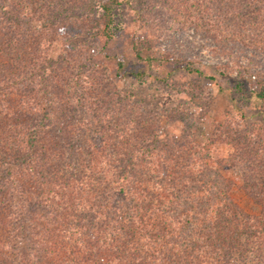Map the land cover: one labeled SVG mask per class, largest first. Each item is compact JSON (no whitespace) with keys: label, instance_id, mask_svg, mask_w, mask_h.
Here are the masks:
<instances>
[{"label":"trees","instance_id":"1","mask_svg":"<svg viewBox=\"0 0 264 264\" xmlns=\"http://www.w3.org/2000/svg\"><path fill=\"white\" fill-rule=\"evenodd\" d=\"M184 1L194 7L186 19L194 24L197 14L213 50L230 52L226 43L237 41L264 66V0ZM117 4L0 0V86L22 84L27 71L38 69L49 95L47 108L34 115L35 100L27 92H13L19 104H28L27 113L11 111L4 95L9 89L0 87V102L8 108L0 107V264H230L254 248L264 250V130L258 138L251 137L257 126L220 130V142L237 151L220 164L211 155L214 138L199 147L202 153L189 155L179 148L180 138H160L156 111L139 119L128 112V97L100 95L88 118H56L53 91L67 86L44 74L50 69L46 31L58 26L68 37L86 34L87 19L99 8L104 24L97 31L111 38ZM36 20L40 26L34 28ZM191 65L186 61L187 70L203 75ZM238 66L236 87L257 78L250 93L264 100V74ZM238 163L245 168L242 188L258 213L234 201V183L221 173Z\"/></svg>","mask_w":264,"mask_h":264},{"label":"rangeland","instance_id":"2","mask_svg":"<svg viewBox=\"0 0 264 264\" xmlns=\"http://www.w3.org/2000/svg\"><path fill=\"white\" fill-rule=\"evenodd\" d=\"M118 1L112 12L114 34L111 38L97 31L104 24L99 8L94 9L91 20L83 21L85 26L79 23L86 28V34L74 36L70 33L72 37H68V30L60 33L58 26L46 31V62L50 69L44 74L53 81L61 79L59 85L67 86V91L58 92L61 86L53 91L57 119H85L83 114L100 95L113 100L117 96L128 97V112L131 110L139 119L156 111L160 138L165 135L180 138L184 146L179 148L189 155H197L202 151L199 147L214 138L211 155L220 164L227 163L229 154L237 152L228 142H220V130L245 132L257 126L251 137L262 136L264 100L250 93L257 85V78L243 83L242 89L236 87L238 79L234 78L239 75V64L264 74V66L254 57L256 52L241 48L237 41L226 43L231 47L230 52L220 48L213 50L212 42L203 35L201 21L195 18L197 14H194L195 20H191L194 24L186 19L194 9L189 1L182 5L179 0ZM31 26L37 28L40 22L33 21ZM166 54L184 59L171 60L165 58ZM186 61H191V67L198 68L203 75L187 70ZM14 71L18 72V68ZM27 72L28 77L22 84L13 85V82L11 86H0L9 89L4 95L9 97L7 105L11 111L21 108L27 113L28 104H19L18 96L13 95L17 88L19 94L27 92L31 101L35 100L36 105L30 113L48 106L49 95L43 90L48 85L41 77L42 72L38 69ZM137 72H143V76ZM103 81L98 91L97 86ZM8 92L11 94L7 95ZM0 107L4 111L8 109L1 102ZM183 113L187 119L182 120ZM24 117L23 114L21 118ZM238 164L235 168H223L221 173L234 183L231 191L234 201L248 213H258L260 207L242 188L241 173L245 168ZM6 237L2 236L4 240L11 239ZM14 243V240L10 242ZM230 264H264V250L254 248L244 260H231Z\"/></svg>","mask_w":264,"mask_h":264}]
</instances>
